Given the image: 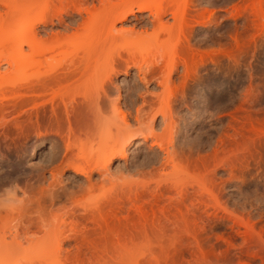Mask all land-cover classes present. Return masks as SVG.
<instances>
[{
    "label": "rangeland",
    "instance_id": "1",
    "mask_svg": "<svg viewBox=\"0 0 264 264\" xmlns=\"http://www.w3.org/2000/svg\"><path fill=\"white\" fill-rule=\"evenodd\" d=\"M184 4L187 18L204 22L193 23L189 41L205 59L180 55L176 29L140 46L160 47L177 64L160 104L173 124L161 115L152 126L137 122L145 88L135 69L119 74L126 136L137 139L107 181L93 171L94 187L79 169L104 164L114 127L88 141L70 133L60 110L35 116L26 86L32 68L17 73L14 50L0 49V264H264V0L177 7ZM134 22L130 16L123 27ZM31 23L29 13L17 18L0 5L3 42L28 35ZM96 206L113 232L72 216Z\"/></svg>",
    "mask_w": 264,
    "mask_h": 264
},
{
    "label": "bare ground",
    "instance_id": "2",
    "mask_svg": "<svg viewBox=\"0 0 264 264\" xmlns=\"http://www.w3.org/2000/svg\"><path fill=\"white\" fill-rule=\"evenodd\" d=\"M179 1L25 0L20 3V0H0L1 6L8 10L13 8L15 17L27 13L32 17L29 34L18 41L7 38L3 42L1 30L5 25L2 26L0 49L14 50L16 56L11 62L15 63L17 73L32 68V77L26 86L32 95L35 116L42 109L49 108L55 116L60 110L68 121L70 133L75 132L88 141L101 134L105 126L114 127L116 141L104 149V164L93 169H79L86 176L89 187L96 186L92 181L93 171L100 173L101 181H107L110 165L116 159L126 158L127 147L137 139L135 135L126 136L130 124L122 111L121 89L114 83L119 74L129 76L135 69L145 88V92L139 94L141 105L136 111L137 122L146 118L152 126L161 115L163 120L173 124L169 105L161 108L160 104L164 91L169 90L174 82L177 64L167 60L160 47L155 52H143L140 46L148 43L153 35L176 29L175 49L180 55L192 60L196 57L201 61L205 59L206 54L196 50L189 41L193 23H204L199 20L201 15L198 20H190L186 16L192 9L186 8L185 4V8H178ZM146 12L149 16L143 17ZM130 16H134L135 22L130 27H123ZM24 46L30 49L28 57L24 54ZM182 64L187 66L185 61ZM1 69L0 62V74ZM153 85L160 92L151 93L149 86ZM107 112L111 113L109 118ZM143 139L146 144L148 137ZM237 157L235 154L231 159L234 168L241 160ZM198 184L205 187L204 181H198ZM101 209L96 206L82 211L72 210V216L83 222L96 221L97 227L107 235L113 231L100 213ZM139 211L144 217L145 213Z\"/></svg>",
    "mask_w": 264,
    "mask_h": 264
}]
</instances>
